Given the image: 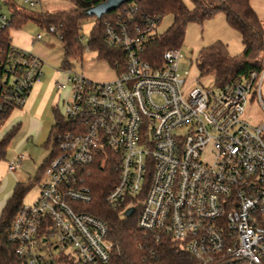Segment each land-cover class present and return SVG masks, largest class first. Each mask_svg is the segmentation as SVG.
Here are the masks:
<instances>
[{
	"label": "built area",
	"instance_id": "obj_1",
	"mask_svg": "<svg viewBox=\"0 0 264 264\" xmlns=\"http://www.w3.org/2000/svg\"><path fill=\"white\" fill-rule=\"evenodd\" d=\"M39 6L41 0H0V30L12 25L14 8ZM114 11L103 22V37L122 53L111 64L116 77L94 82L62 68L65 78L56 85L66 91L65 126L36 198L21 204L7 230L15 258L19 264H107V224L85 206L94 196L92 172L109 165L116 181L106 204L125 218L132 207L144 234L169 237L202 264H264V122L253 126L242 118L256 82L263 106L264 65L222 87L190 86L179 68L192 65L189 46L165 48L162 60H151L146 49L157 16L127 2ZM6 62L9 85L0 112L4 105L23 106L42 74L38 56L12 45ZM23 159V153L13 156L8 170Z\"/></svg>",
	"mask_w": 264,
	"mask_h": 264
},
{
	"label": "trees",
	"instance_id": "obj_2",
	"mask_svg": "<svg viewBox=\"0 0 264 264\" xmlns=\"http://www.w3.org/2000/svg\"><path fill=\"white\" fill-rule=\"evenodd\" d=\"M71 7L66 10L48 12L29 8H14L12 25L18 27L27 20H33L39 27L47 30L55 27L54 35L58 36L64 52L62 68L69 67L68 58L80 57L82 45L79 37L80 20L91 13L87 11L106 0H69ZM188 7L183 0H129L140 14L157 16L171 14L170 25L161 33L156 32L147 45V57L151 60H162L165 48L178 47L182 44L185 28L188 23L212 18L218 12L224 14L228 25L241 36L242 52L234 56L226 53V46L220 41L202 47L198 52L197 68L200 75L211 74L213 85L222 87L231 79L245 75L252 69L264 65V23L251 7L250 0H191ZM115 11L103 13L90 30L88 47L97 52L110 64L122 59V53L107 44L103 37V22ZM11 25V26H12ZM11 43L8 28L0 30V99L1 93L8 88L9 80L4 78L7 55ZM12 106L4 105L0 112V127L9 117ZM65 126V120L59 108L53 109V122L47 140L43 143L49 150L39 166L35 181L39 182L43 168L48 164L56 151V136ZM21 127L15 121L0 132V160H5L7 148ZM116 181L115 173L108 165L104 169L95 167L89 183L93 191V200L85 210L102 218L108 227V238L112 243L111 259L107 264H202L180 243L169 237L159 240L144 234L136 225V215L128 218L120 215L105 202V195ZM33 183L16 182L11 194L0 208V264H19L14 256V247L8 240L7 230L21 204L23 197ZM215 264H242L239 260H223Z\"/></svg>",
	"mask_w": 264,
	"mask_h": 264
},
{
	"label": "rangeland",
	"instance_id": "obj_3",
	"mask_svg": "<svg viewBox=\"0 0 264 264\" xmlns=\"http://www.w3.org/2000/svg\"><path fill=\"white\" fill-rule=\"evenodd\" d=\"M183 1L188 7L192 6L191 0ZM250 4L264 23V0H250ZM71 6L69 0H41V6L37 7L36 10L56 12L69 9ZM2 8L4 12L9 14L6 5H2ZM88 11L92 14L85 16L80 20L79 37L83 47L82 53L80 57L71 56L68 58L69 68L74 72L83 73L88 79L94 82L113 80L116 77V70L108 61L103 58H98L97 52L94 49L88 47L90 30L96 17L100 14L97 6L89 8ZM171 21V14L163 15L158 22L156 31L158 33L163 32L170 25ZM8 31L12 46L28 53H32L43 61L42 69L44 74L42 76V82L45 83L54 80L55 70L61 67L64 59L63 46L60 39L56 35L48 33L45 29L39 27L30 19L18 27H13V25L10 26ZM37 34L43 36V41L33 43L32 40ZM216 41L225 44L226 53L229 56H234L242 52L243 45L241 43L240 34L228 25L224 14L221 12H218L212 18L203 21L201 24L191 22L186 25L182 46L190 47L189 53L192 56V65L189 66L188 64L180 63L179 68L180 72L186 78V83L190 86H213V76L211 74L200 75L196 60L198 52L202 47ZM255 86L251 89L248 95L247 103L242 114V118L253 126L264 122V76L259 85V93L263 106L258 98ZM62 94H66V92L63 91ZM58 108L62 113L61 104L58 105ZM12 111V115H19L22 118L23 123L20 131L11 140L7 148L5 160H0V206L9 197L16 182L33 183L24 195L22 202L30 203L34 199L39 191L38 184L35 181L38 169L50 150L43 147V143L49 134V119L43 121L44 127L38 136V138L42 140L40 142L41 144H34V141L31 142L29 140L27 148L23 150L22 148H18L20 146L19 144H21L22 141H25L24 138L29 133L31 122L26 119V113L22 106L17 107ZM50 119L52 121V117ZM30 146H36L37 148H31ZM18 153L24 154V159L19 168L14 171L8 170L7 161L12 159L13 156Z\"/></svg>",
	"mask_w": 264,
	"mask_h": 264
},
{
	"label": "crops",
	"instance_id": "obj_4",
	"mask_svg": "<svg viewBox=\"0 0 264 264\" xmlns=\"http://www.w3.org/2000/svg\"><path fill=\"white\" fill-rule=\"evenodd\" d=\"M39 41H43V36H42V39ZM32 42L36 43V42H38V40H35L33 38ZM42 68H43V65H42ZM41 70H42V74H41L40 79L33 84L32 88H31V90L27 96V99L25 101V104L22 106L24 109V112L26 113L25 114L26 119L31 122L29 133L24 138L26 142L22 141L21 144H19L20 146L18 147V148H22V150L28 147L29 140L31 142L34 141L33 142L34 144L35 143L38 144L42 141L38 138V136L42 132V129L44 127L43 121H47L49 119L50 120L49 124H51V122H53V109L55 107L58 108V105L62 103V100H63L64 96L66 95V94H62L63 90H59L57 88V85H56L57 82L63 81L65 78V72L62 69V67L55 70L54 80H52L51 82H45V83L42 82V76H43L44 72H43V69H41ZM64 92H66V91L64 90ZM12 112L13 111H11L9 117L6 119L3 126L0 128V132L4 128H6L10 124H12L18 120L20 121L21 127H22V123H23L22 118L19 115H12ZM44 115H45V118H44ZM51 117H52V121L50 119ZM49 124H48V126H49L48 131H50V128L52 125V124L51 125H49ZM21 127H20V129H21ZM20 129H19V131H20ZM33 143H32V145H33ZM31 148H37V147L34 146ZM44 148H46V147H44ZM36 196L34 197V199L36 198ZM34 199L31 202H33ZM2 205H3V203H2ZM1 206H0V208H1Z\"/></svg>",
	"mask_w": 264,
	"mask_h": 264
},
{
	"label": "water",
	"instance_id": "obj_5",
	"mask_svg": "<svg viewBox=\"0 0 264 264\" xmlns=\"http://www.w3.org/2000/svg\"><path fill=\"white\" fill-rule=\"evenodd\" d=\"M129 0H106L102 2L101 4L97 5L98 10L100 11V14L97 17H100L103 13L110 12L113 10H116L119 8L122 4L128 2ZM90 13L89 11H87ZM92 14V13H91ZM134 209L128 208L125 212L124 215L126 217H130L133 213Z\"/></svg>",
	"mask_w": 264,
	"mask_h": 264
}]
</instances>
